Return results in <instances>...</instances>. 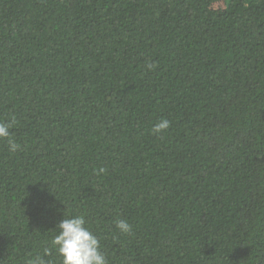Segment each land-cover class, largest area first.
Instances as JSON below:
<instances>
[{
  "label": "trees",
  "instance_id": "16d2710c",
  "mask_svg": "<svg viewBox=\"0 0 264 264\" xmlns=\"http://www.w3.org/2000/svg\"><path fill=\"white\" fill-rule=\"evenodd\" d=\"M13 120L0 264L78 215L108 264H264V0H0Z\"/></svg>",
  "mask_w": 264,
  "mask_h": 264
},
{
  "label": "clouds",
  "instance_id": "9594fccd",
  "mask_svg": "<svg viewBox=\"0 0 264 264\" xmlns=\"http://www.w3.org/2000/svg\"><path fill=\"white\" fill-rule=\"evenodd\" d=\"M14 120L8 123L0 122V139L7 140L10 152L19 150L20 145L11 139L10 128ZM170 122L161 119L152 128L154 134H159L168 129ZM103 172L104 169H100ZM85 218L78 215L72 218H64L57 225L58 233L54 235L51 243L56 254L60 257V264H108L105 256L100 251V243L87 227ZM116 228L123 234L131 232V225L126 220H119ZM50 255L48 248L44 249V256ZM27 264H49L42 256L37 255L27 261Z\"/></svg>",
  "mask_w": 264,
  "mask_h": 264
}]
</instances>
